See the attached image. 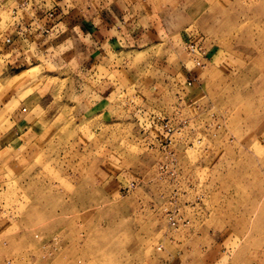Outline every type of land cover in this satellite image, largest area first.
<instances>
[{
	"label": "rangeland",
	"instance_id": "1",
	"mask_svg": "<svg viewBox=\"0 0 264 264\" xmlns=\"http://www.w3.org/2000/svg\"><path fill=\"white\" fill-rule=\"evenodd\" d=\"M16 3L64 30L0 58V264H264V0Z\"/></svg>",
	"mask_w": 264,
	"mask_h": 264
},
{
	"label": "crops",
	"instance_id": "2",
	"mask_svg": "<svg viewBox=\"0 0 264 264\" xmlns=\"http://www.w3.org/2000/svg\"><path fill=\"white\" fill-rule=\"evenodd\" d=\"M46 5H41L39 7H30L29 11L32 13L31 16H29L27 13L25 12H21L20 13V17L21 20L19 23L17 24H12L6 34H4L1 38H0V58L1 57H5L8 56L9 57H14V58H18L20 59L21 57L23 58L25 55V48H27V46L29 44H35L37 45H41L42 44V39L43 36L41 35V33L43 32L42 26L43 23H50L51 25V30H55L58 26H60V24H62L63 19L59 18V15L57 14V12H59V8L53 9L54 6L50 7ZM62 9V8H61ZM64 11V9H63ZM49 13H53L54 14V18L53 19H49L47 17V15ZM58 15V16H57ZM61 19V20H60ZM39 24L40 27L36 28L35 31H32L33 26ZM91 24V22H88V24H86L87 26H89ZM12 29H15V31H13ZM22 29H27L28 31H25L23 34V37H21L20 33L22 31ZM87 28H86V34H87ZM6 37V39H5ZM39 37V39H38ZM9 41V42H7ZM103 43L107 42L102 41ZM8 62V60L6 61V63ZM9 65H11V62H8Z\"/></svg>",
	"mask_w": 264,
	"mask_h": 264
},
{
	"label": "clouds",
	"instance_id": "3",
	"mask_svg": "<svg viewBox=\"0 0 264 264\" xmlns=\"http://www.w3.org/2000/svg\"><path fill=\"white\" fill-rule=\"evenodd\" d=\"M100 0H97V3H99ZM112 0H107V3H111ZM65 3L68 5V7H72L74 6L72 3H71V0H65ZM104 7L107 6V4H104L102 5ZM29 8H30V4H25V5H21V6H18L17 3H16V0H0V12H3V23H4V30L7 31L8 28L12 25V24H17L20 22L21 20V17H20V13L21 12H25L27 13L29 16L32 15V13L29 11ZM96 23L99 24L100 21L99 20H96ZM119 23V22H117ZM40 25L39 24H36L33 26V29L32 31H35L36 28H39ZM13 31H15V29H12ZM59 30L60 31H63L64 30V27L63 25L59 26ZM25 31H28L27 29H22L20 35L21 37H23V34ZM74 31L77 33V36L85 41V42H91L90 39L88 37H85L83 36L82 33H80L79 31V28L77 27L76 29H74ZM57 33L56 32H53L51 35H49V37L47 38L48 40H51L55 37ZM113 34H115V32H113ZM6 39V37H5ZM39 39V37H38ZM47 42V41H45ZM30 51L33 52V54H35V50H36V45L35 44H32V45H29L28 46ZM73 48V42L72 41H68L66 42L65 44L61 45L59 47V49L57 50V55L65 52L66 50L68 49H71ZM52 49H49V52H51ZM41 59H43V57H40ZM73 64L76 63V60L73 59L72 61ZM109 77H110V71L109 72H105L103 69H100L98 74H97V79L95 81H93V83H100V82H108L109 80Z\"/></svg>",
	"mask_w": 264,
	"mask_h": 264
},
{
	"label": "built area",
	"instance_id": "4",
	"mask_svg": "<svg viewBox=\"0 0 264 264\" xmlns=\"http://www.w3.org/2000/svg\"><path fill=\"white\" fill-rule=\"evenodd\" d=\"M47 17H48V18H52V17H53V13H49V14L47 15ZM7 42H9V41H7Z\"/></svg>",
	"mask_w": 264,
	"mask_h": 264
}]
</instances>
